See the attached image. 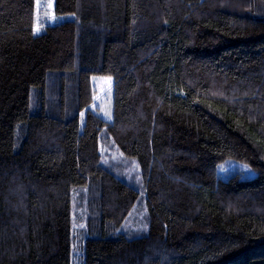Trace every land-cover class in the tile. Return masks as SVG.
Listing matches in <instances>:
<instances>
[{"label":"trees","instance_id":"16d2710c","mask_svg":"<svg viewBox=\"0 0 264 264\" xmlns=\"http://www.w3.org/2000/svg\"><path fill=\"white\" fill-rule=\"evenodd\" d=\"M55 13L72 19L32 38L34 9L0 5V264H74L82 205L80 264H264V0ZM93 76L114 80L112 123L87 110ZM228 160L257 176L221 178Z\"/></svg>","mask_w":264,"mask_h":264},{"label":"rangeland","instance_id":"374dc122","mask_svg":"<svg viewBox=\"0 0 264 264\" xmlns=\"http://www.w3.org/2000/svg\"><path fill=\"white\" fill-rule=\"evenodd\" d=\"M20 2L16 3L19 4L20 6H23L25 4L30 5L34 11H35V16L31 18L30 20L26 21L25 23H21V25L24 28L25 32L30 34L32 38L35 36L41 34L44 29L47 26H54L57 24H61L67 20L72 19L71 17H66V16H57L55 13V0H19ZM1 2L7 5H16L14 1L11 0H0V5ZM83 33V31H82ZM5 35V34H4ZM8 40H11L10 36L6 37ZM20 40L21 34L19 37ZM24 40H26L24 38ZM15 41V40H14ZM69 78V75H67ZM48 87H47V92L49 93H54L57 94L58 92V86L56 84H53L48 82ZM92 84H93V91H94V97H93V103L89 106L87 110L92 111L93 113L97 114L99 117H101L103 120H105L108 123L113 122V101H114V80L113 78L110 77H104V76H93L92 77ZM69 88L71 86L69 85ZM72 89V88H71ZM54 95V94H53ZM55 101V98H51V102H48V108L53 109V103ZM58 107V105H56ZM83 111L81 113V125H84V117H85V112ZM53 111V110H52ZM55 112L57 115L59 111L55 109ZM105 137H107L105 135ZM108 138V137H107ZM112 147L114 145L110 143V146L106 148L107 153L109 154L108 160L106 162L111 161L114 163L116 169L119 171L118 175L120 176V173L125 171V169H131V173H136L134 172L136 169V165L134 162L131 160H126V159H121L115 151H113ZM236 173L240 174V176L243 179H251L257 176V173L250 168L249 166L242 164L238 161L235 160H228L219 167V174L220 177L223 179H227ZM83 210V205L77 206L76 214L74 215V221H76L74 227H75V241H74V251H73V263L74 264H80L81 260V250H82V244L83 240L80 235V231H84L88 228V221L85 218L81 219L80 213H82ZM138 208L135 211V220L136 223L140 224L139 222L143 219V215L138 214ZM86 216H89V213H85ZM145 214V211H144ZM79 216V217H78ZM123 231H128L129 226H125ZM144 231V228L143 230ZM129 235V234H128Z\"/></svg>","mask_w":264,"mask_h":264}]
</instances>
